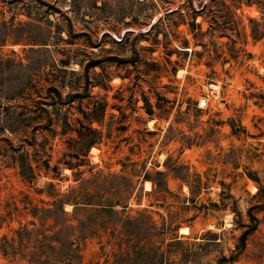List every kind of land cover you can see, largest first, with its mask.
Here are the masks:
<instances>
[{
    "label": "rangeland",
    "instance_id": "1",
    "mask_svg": "<svg viewBox=\"0 0 264 264\" xmlns=\"http://www.w3.org/2000/svg\"><path fill=\"white\" fill-rule=\"evenodd\" d=\"M0 264H264V0H0Z\"/></svg>",
    "mask_w": 264,
    "mask_h": 264
},
{
    "label": "built area",
    "instance_id": "2",
    "mask_svg": "<svg viewBox=\"0 0 264 264\" xmlns=\"http://www.w3.org/2000/svg\"><path fill=\"white\" fill-rule=\"evenodd\" d=\"M206 98L205 97H201L198 101V105L199 107H205L206 106Z\"/></svg>",
    "mask_w": 264,
    "mask_h": 264
}]
</instances>
